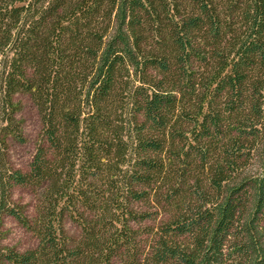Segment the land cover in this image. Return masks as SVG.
Here are the masks:
<instances>
[{
    "label": "trees",
    "instance_id": "trees-1",
    "mask_svg": "<svg viewBox=\"0 0 264 264\" xmlns=\"http://www.w3.org/2000/svg\"><path fill=\"white\" fill-rule=\"evenodd\" d=\"M4 217L0 264H264V0H0Z\"/></svg>",
    "mask_w": 264,
    "mask_h": 264
},
{
    "label": "rangeland",
    "instance_id": "rangeland-1",
    "mask_svg": "<svg viewBox=\"0 0 264 264\" xmlns=\"http://www.w3.org/2000/svg\"><path fill=\"white\" fill-rule=\"evenodd\" d=\"M16 103L18 105L16 119L20 123L25 141L23 143L10 142L9 162L13 169L26 172L38 144L40 122L36 109L27 96L17 97ZM11 198L24 217L31 219L34 216L35 194L30 189L14 187ZM65 231L72 238H77L79 235V228L70 221L65 222ZM0 234V247L2 248L22 252L36 246L34 236L10 217L2 219Z\"/></svg>",
    "mask_w": 264,
    "mask_h": 264
}]
</instances>
